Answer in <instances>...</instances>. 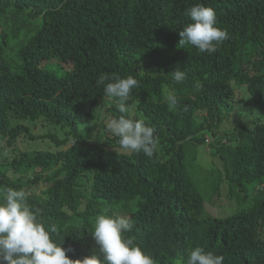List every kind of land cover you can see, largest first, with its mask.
Returning a JSON list of instances; mask_svg holds the SVG:
<instances>
[{"label": "trees", "instance_id": "16d2710c", "mask_svg": "<svg viewBox=\"0 0 264 264\" xmlns=\"http://www.w3.org/2000/svg\"><path fill=\"white\" fill-rule=\"evenodd\" d=\"M197 4L213 8L215 26L229 33L211 54L177 47ZM176 67L181 82L170 75ZM130 75L139 87L121 113L104 87ZM235 86L264 112V0H0V154L23 135L56 148L0 157V204L4 188L22 189L71 259H103L92 233L95 218L109 215L129 219L124 237L155 264H187L196 247L222 264H264V120L220 133ZM167 95L177 98L172 110ZM103 100L113 118L155 129L151 158L123 149L114 134L98 136ZM38 120L65 136L25 122ZM205 144L214 151L209 166L199 161ZM221 195L234 204L228 213L212 200Z\"/></svg>", "mask_w": 264, "mask_h": 264}, {"label": "clouds", "instance_id": "9594fccd", "mask_svg": "<svg viewBox=\"0 0 264 264\" xmlns=\"http://www.w3.org/2000/svg\"><path fill=\"white\" fill-rule=\"evenodd\" d=\"M192 23L179 31L178 48L188 45L196 47L199 52L209 54L217 51L218 45L229 39L226 29L217 26L215 10L211 7L197 4L187 10ZM170 75L176 82L185 78L180 68H175ZM108 74L101 75L97 85L109 80ZM114 82L104 87L105 96L115 98L121 113L129 111L125 106L130 98L131 90L139 87V82L133 76L119 78L112 76ZM199 85H197V88ZM169 110L177 104L174 95H167ZM109 132L119 137V145L125 150L143 152L152 157L157 150L159 138L154 136L155 129L146 126L143 120H134L121 115L105 122ZM4 203L0 204V264H155V261L135 245L132 239H126L125 231H130L132 224L127 217L98 215L95 218L92 233L101 256L92 254L83 259H71L66 254L72 251L65 249L53 241L51 234L59 235L56 225L50 231L38 220L39 211L33 212L26 202V194L11 187L3 189ZM64 241V240H63ZM223 256L212 252L205 253L201 247H196L190 253L187 264H222Z\"/></svg>", "mask_w": 264, "mask_h": 264}, {"label": "rangeland", "instance_id": "374dc122", "mask_svg": "<svg viewBox=\"0 0 264 264\" xmlns=\"http://www.w3.org/2000/svg\"><path fill=\"white\" fill-rule=\"evenodd\" d=\"M234 90L236 91L235 95H234V109H233V112L231 113L228 121L221 126L220 133H222V131L233 130L234 125H236L237 123H243V124L248 125V127H253L254 123L256 121H259V119L264 120V112L263 111L254 110L251 107H249L248 104H246V102H245L246 99H248L250 97V95L247 91V88L245 86H239V87L235 86ZM109 104H110V102L108 100H103L96 107V115H97V118H96L97 123L96 124L100 128V132H99L98 136L102 140L105 139L106 135L113 137V134L111 132H108V131L106 132V134H101L103 131L102 125H106V123H105L106 121L113 119L110 112H108ZM132 114L133 115L135 114L134 111H132ZM201 114H203V112L198 113L199 116H201ZM25 122L29 126H31V128H33V131H35V133L49 131V132L57 133L60 137L65 136V133H64L65 129L63 130L59 126L48 125V124H46V122H44L42 120H38L36 122H30V121H25ZM86 127H88V126H86ZM116 148L119 149L118 147H116ZM16 149L24 150V151H31V150H35V149L53 150L56 148L48 138L47 139L31 140L28 137H25L23 135V136H20L18 138L17 143H16ZM16 149H14L13 147H8L6 145H3L2 149H1L0 157L7 159V160H11L13 158V156L18 153V151ZM212 150L213 149L210 146H208L207 144L202 146L200 149L199 161L204 163L206 166L211 165L212 159H214V151H212ZM9 173L12 177L17 176L15 174H13L12 172H9ZM84 180H86V179H84ZM88 183H90V182H88ZM41 188L42 187H40L39 189H35V190L37 192H39V190ZM225 188L226 187H224L221 191L222 195L225 192ZM222 195L218 198H217V196H215L212 199L213 201L217 200V203L219 204V207H218V213L219 214L228 213V211L234 209V204L232 202L229 203V201H227V199Z\"/></svg>", "mask_w": 264, "mask_h": 264}]
</instances>
